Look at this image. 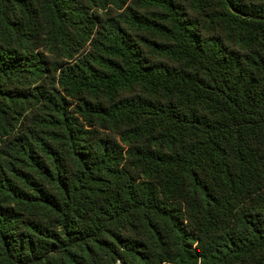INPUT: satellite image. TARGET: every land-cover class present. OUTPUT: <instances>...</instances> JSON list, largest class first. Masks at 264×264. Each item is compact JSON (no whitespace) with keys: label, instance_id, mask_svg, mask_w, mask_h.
<instances>
[{"label":"trees","instance_id":"1","mask_svg":"<svg viewBox=\"0 0 264 264\" xmlns=\"http://www.w3.org/2000/svg\"><path fill=\"white\" fill-rule=\"evenodd\" d=\"M0 264H264V0H0Z\"/></svg>","mask_w":264,"mask_h":264}]
</instances>
